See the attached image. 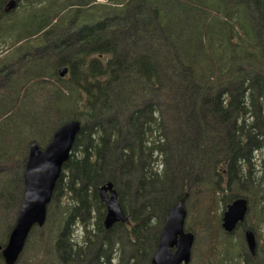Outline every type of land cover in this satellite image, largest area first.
Instances as JSON below:
<instances>
[{"label":"trees","instance_id":"trees-1","mask_svg":"<svg viewBox=\"0 0 264 264\" xmlns=\"http://www.w3.org/2000/svg\"><path fill=\"white\" fill-rule=\"evenodd\" d=\"M6 1L0 39L15 38L0 53V162L18 154L3 145L19 148L35 126L42 141L67 121L81 123L33 242L44 256L24 264H151L159 222L181 199L196 246L209 230L198 264L217 251L219 198L248 201L238 228L252 208L264 220V0H108L95 9L17 0L29 9L14 22ZM105 181L122 187L129 220L110 230L97 196Z\"/></svg>","mask_w":264,"mask_h":264},{"label":"water","instance_id":"water-1","mask_svg":"<svg viewBox=\"0 0 264 264\" xmlns=\"http://www.w3.org/2000/svg\"><path fill=\"white\" fill-rule=\"evenodd\" d=\"M17 4V0H7L3 6V12L7 14L14 11ZM57 74L63 78L67 74V69L61 68ZM80 130L81 123L70 120L54 131L50 142L43 150L36 143L30 144L22 175L23 197L6 244L3 247L0 246V257L4 264H15L32 228L43 226L46 219V207L51 201L62 168L69 160ZM97 196L105 207L103 218L105 230H110L115 224H129L111 181H105L97 188ZM247 211L248 201L244 198L234 199L226 205L221 218L222 230L231 234L244 222ZM185 218L184 199L173 202L166 212L151 264L190 263L194 235L184 230ZM243 236L248 251L254 255L256 250L254 233L247 229Z\"/></svg>","mask_w":264,"mask_h":264},{"label":"rangeland","instance_id":"rangeland-1","mask_svg":"<svg viewBox=\"0 0 264 264\" xmlns=\"http://www.w3.org/2000/svg\"><path fill=\"white\" fill-rule=\"evenodd\" d=\"M44 1H45L44 6H47L49 0H44ZM71 1L73 2V0H71ZM78 1H82V3H84V4H89L88 6L92 5L93 9H95V7L98 4L99 5H105L108 2V0H78ZM238 1H241V0H238ZM74 4H76V3H74ZM34 6H37V5L35 4ZM26 8L29 9V6L27 4L23 5V7L17 8L15 11H13L10 14V16L8 17L9 19H7L6 21L7 22H9V21L14 22L18 18L17 16L22 14L23 10H25ZM6 21L4 22L5 25L7 24ZM14 38L15 37L13 36V37H9L8 39H5V40L0 39V53L2 51L6 50V48L8 47V42H11L12 39H14ZM5 41H7V42H5ZM13 52H14V50H10V55H12ZM51 126H52L51 123L45 124V128H47L49 130L51 129ZM32 129H33L34 135H30L31 138L24 140L19 145V148L16 146V142H14V143L10 142V144H7L10 147L3 145V150L8 151V153H14V154L18 153L17 158H15L13 160V162L10 163V165L6 164L2 161L0 162V239L2 237L1 231L3 232V230H4V231L8 232L6 239H5V242H4V245L6 244L9 232L11 231V228L14 224L15 217L17 215V212H18V209H19L22 197H23L24 186H23V181H22V175H23V171H24V167H25V163H26V159H27V155H28V148H29L31 143H36L37 146L41 150H43L46 147V145L50 142L52 134L55 131V129H54L52 131V133H50L46 138H43L42 141H39L35 137H41V135H43V132H41V129L39 126H35ZM10 140H13L12 137ZM256 165L259 166V164H256ZM254 169L257 170V168H254ZM157 170H160V165L157 167ZM182 172H183L182 170L178 172L179 176ZM190 173L193 174V172H190ZM179 180H180V178H179ZM186 180L188 182V179H186ZM189 180H190V177H189ZM189 183L191 184V180H190V182L186 183V186ZM171 190H172L170 192L171 197L174 198L176 193H177V190L175 187H174V189H171ZM118 191L122 192V187H120L118 189ZM120 192H118V194ZM59 196H61V192L59 193ZM133 196H134L133 193L127 194L129 205H135L133 203ZM6 197L8 198V200L6 199ZM62 200H64V199H62ZM219 200L220 201L218 202L217 208L214 207V213L215 214L218 213L216 215H218V217H219L218 220L220 223L219 224L220 229L218 230L219 232H217L218 234H217V237L215 239L216 240L215 241V243H216L215 247H217V251H216V253L215 252L213 253L214 255L212 258L211 257L206 258V264H216V262L219 263V257L217 258L216 262H215V260H213L214 258H216V256H215L216 254L221 257L220 258L221 264H252V261L255 262V264H261L260 261L262 260L261 258H262L263 250L260 248V244L263 245L262 242H264V220L258 219V221H256V219H255V216H256L255 212L256 211L254 210V208H252V211L249 215L248 222L246 224H244V226H240L238 229H235L231 234H226L221 228V218H222V213L224 212L225 207H226V205H228V203L223 204L221 198H219ZM51 201H52V198H51ZM51 201L47 205V208L50 207ZM55 201H57V200H55ZM64 204H66L65 201H64ZM216 210H217V212H216ZM205 211L208 214L207 209ZM252 216H253V218H252ZM92 217H94V216H92ZM164 219H165V216H164ZM164 219H163V221L161 220V222H159V227H158L159 233H160L162 225L164 223ZM203 220L208 225V219H206V217H205ZM187 221H188V219H187V215H186V218L184 221V230L191 232L193 234L192 230L189 228L190 225L187 226ZM190 223H192V222L189 221V224ZM150 224L154 225L156 227V226H158V220L153 219V221H151ZM251 224H253V226L256 228L255 233L254 232L253 233H254V236H255V239L257 242L256 251H255V254L253 256H251L249 254L247 247H246V244L244 242V236H243L245 229H250L251 231H253L251 229L252 228ZM41 230L44 231L43 227L42 228L34 227L31 230V233H30L31 244H27V246L24 248L22 255L20 256V260H19L18 264H24L25 262L32 263L34 260L41 259L44 256V255L42 256V254L40 253L39 249H37V247H33V245H34L33 242L35 241L36 237L42 232ZM208 233H209V230H205V229L202 230V235L200 237L198 246H196V244H195V236H194V242L192 244L191 251H190L191 261L189 264H198V261H196L194 259L204 258L203 254L205 253V248L207 250ZM73 235H74V238L76 240L80 239V237L82 235L80 223L75 225V228L73 229ZM225 235L229 236L228 242H230L231 246H225V245H227V243L224 242V240H223V236H225ZM258 235L261 236V239L257 240ZM1 259L2 258L0 257V260ZM245 259H246V263L244 262ZM250 260H252V261H250ZM247 261H248V263H247ZM111 264H115V262H112Z\"/></svg>","mask_w":264,"mask_h":264},{"label":"flooded vegetation","instance_id":"flooded-vegetation-1","mask_svg":"<svg viewBox=\"0 0 264 264\" xmlns=\"http://www.w3.org/2000/svg\"><path fill=\"white\" fill-rule=\"evenodd\" d=\"M245 231V230H244ZM248 250V249H247ZM249 252V251H248ZM249 254H250V252H249ZM251 256H253L252 254H250Z\"/></svg>","mask_w":264,"mask_h":264}]
</instances>
